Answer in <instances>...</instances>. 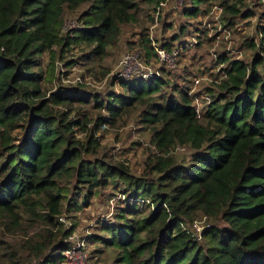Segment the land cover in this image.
Wrapping results in <instances>:
<instances>
[{
	"label": "trees",
	"instance_id": "1",
	"mask_svg": "<svg viewBox=\"0 0 264 264\" xmlns=\"http://www.w3.org/2000/svg\"><path fill=\"white\" fill-rule=\"evenodd\" d=\"M162 1L0 0V264H58L70 244L64 201L87 205L102 188L117 201L116 221H100L105 233L89 241L111 264H264V11L248 0L186 1L189 17L218 3L229 26L259 16L239 45L250 58L220 53L225 65L203 88L211 101L201 116L189 84L164 82L168 69L119 82L125 91L107 100L96 94L94 112L85 84L57 73L50 85L57 56L78 46L101 80L108 72L95 73L96 62L125 40V27L139 29L129 49L155 55L150 12ZM84 5L82 27L64 35L67 13ZM135 107L151 146L140 170L104 143ZM204 215L211 226L200 241L185 223Z\"/></svg>",
	"mask_w": 264,
	"mask_h": 264
},
{
	"label": "rangeland",
	"instance_id": "2",
	"mask_svg": "<svg viewBox=\"0 0 264 264\" xmlns=\"http://www.w3.org/2000/svg\"><path fill=\"white\" fill-rule=\"evenodd\" d=\"M187 0H183L181 3H176V0H170L169 4L162 9L161 14L156 19V12L152 10L150 14L154 15V23L150 26V31L153 34V38L157 44H162L163 41H172L173 35L177 38L174 41L172 47H176L179 44H182L190 39L193 38L199 33V30H205L204 37L200 40L198 44H193L186 49L183 50L181 56L178 58L177 67L174 69H169L170 72L166 73L165 81L166 84L170 85L173 82H177L178 84H189L192 90L203 91V88H206L213 79L218 76V69L225 65L221 63L219 59L220 53L228 52L232 58L243 59L246 60L250 58V51H245L240 48L241 43V36L246 34L247 32L254 33L256 28L259 24V16L256 15L255 17L240 19L239 23L236 26H229L225 21H222L224 25L230 27L232 29L233 34V48L227 51L226 44L221 42L216 48H214V41L213 38L209 37L208 34L212 33L211 29H214V16L209 15L208 11L206 13L200 12L194 17L186 16L183 13V8L186 4ZM256 6L259 12L264 11V7L259 4L256 0H251ZM251 1L248 0L249 6L251 7ZM218 4V3H214ZM213 4V5H214ZM219 5V4H218ZM87 5L82 6L76 12H69L67 13L68 16L72 18H79L81 13L86 9ZM146 17L145 20H147ZM207 19L211 25H204L203 22ZM222 20H223V13H222ZM216 22V20H215ZM156 26L151 31L152 26ZM181 26L183 29L181 30ZM139 31V29H131L130 27H125L123 33V39H125L119 46L113 47L110 49L109 54L107 57L101 61L96 62V66L94 67L97 74L101 73V71H107L108 73L100 79L94 78L90 73L86 71V67L90 62L88 60H84L81 58L84 52L82 49L78 47L70 48L65 51L64 57L60 60L59 55L57 56V68H55V74L53 81L50 82L51 86H55L57 88V73L61 75L60 70L61 68L65 71H68L69 78H74L75 76H82L84 75V79L89 81L92 85H86V88H83L84 94L89 98L90 103L85 104V108L87 111L94 112L93 103L95 100V95L98 94L100 98H104L107 100L109 96L115 93H123L125 90L123 89L121 83L116 82L113 84V80H111V75L117 69L119 60L121 57L126 54L130 53V51H135L139 49L138 47H133L131 49L128 48L126 44V39L131 38L133 31ZM203 34V32H202ZM151 36V34H150ZM171 47V48H172ZM242 49V54L240 55V50ZM212 53H216L217 59L214 58ZM49 54L45 56V64L49 62ZM202 60V61H201ZM62 63L60 65L58 62ZM149 61L153 62V65L157 66L159 62L155 58V55H151ZM215 61H218V65H214ZM66 62H70L69 64H65ZM85 64V65H84ZM192 64V66H190ZM198 67L195 68V66ZM198 68V69H197ZM191 69H194L191 71ZM177 74V75H175ZM67 76V77H68ZM178 76V77H177ZM196 78H201L200 85L197 84L194 80ZM55 79V80H54ZM98 87H97V86ZM171 87H166L167 92ZM204 92V91H203ZM164 94H168L163 92ZM140 108H134L130 114H128L122 121L119 127H113L105 133L104 136V143L109 147H113L114 152L117 154L118 157L123 159H127L135 169L140 170L142 168L143 163L146 157L149 154V135H147L141 129L143 128L142 124H138L136 122V115L139 113ZM96 112V111H95ZM19 133V132H18ZM151 147V146H150ZM185 149L182 148L177 152H185ZM109 192L110 190L107 188H102L96 196L89 200L87 205H84L83 200H80L79 203H75L72 201L70 202L68 199L64 201L63 210L64 215L62 217L66 218L68 221L74 223L75 226L79 227L76 231L79 234L84 233V228L88 226V224L95 219L104 218L102 221H109L115 223V219L111 216L108 217L112 212H114V208L117 205L116 199H109ZM71 198V195L69 196ZM69 206H72L69 209ZM78 207V208H76ZM201 217V216H200ZM198 217V218H200ZM67 228L65 222H63ZM99 224V223H98ZM216 224L220 226H224L225 222L218 220ZM68 229V228H67ZM93 231L95 235H102L105 232L102 230V227L97 225L93 227ZM99 244L94 243L93 241H89L86 247V251L88 253V263L89 264H111L110 261H106L104 255H100L97 252ZM58 264H62L61 261Z\"/></svg>",
	"mask_w": 264,
	"mask_h": 264
},
{
	"label": "built area",
	"instance_id": "3",
	"mask_svg": "<svg viewBox=\"0 0 264 264\" xmlns=\"http://www.w3.org/2000/svg\"><path fill=\"white\" fill-rule=\"evenodd\" d=\"M169 1L170 0H164L160 2L157 7L156 19L161 14L162 9L169 4ZM256 1L264 7V0ZM181 2H183V0H176V3ZM250 5H254L252 1ZM207 13L208 16H214V29H211V32H213V34H208L209 37L213 38L214 48H216L221 42H224L226 44L227 51L230 49H234L232 29L222 23L223 7L218 4H214ZM203 24L209 26L211 25V23L207 19H205ZM155 26L156 24L152 26L151 31H153V28ZM81 27L82 24L76 18L74 19L71 16H67L61 30L64 35L74 36ZM204 32L205 30H199L197 38L195 36L193 40L190 39L189 41L179 44L176 47H172L171 49H168L161 44H157L153 38V34L150 32V39L155 51V58L157 59V62H159V64L157 66L153 65L152 61H149V59L147 60L142 55V52L139 49H136L135 51H130V53H126L121 57L117 69L111 75V80H115L117 82H131L134 79L150 80L162 77L164 69L169 70L177 67L178 58L181 56L183 50L193 44H198L204 37ZM241 51L242 49L240 50V55L242 54ZM212 54L214 58L217 59L216 53ZM58 63L62 65L61 62ZM220 72L221 74L225 73L223 71ZM60 73L62 81L65 83L79 82L85 85H92L89 83V81H86L84 77L80 75L75 76L74 78H69V74L66 75L65 70H63L62 68L60 70ZM194 81L200 85L201 78H196ZM198 87L196 88V90L191 89L190 94L193 98L195 110L197 114L201 116L205 109V105L210 103L211 98L205 92L198 90ZM112 214L113 212L108 217L110 218ZM103 219L104 218H97L95 219V221L90 222L88 226L84 228V233L79 234L78 232H76L79 227L75 226L73 222L68 221L64 217L60 218L62 222L66 223L67 228L71 230V233L68 237V241L70 242V244L61 252L62 264H89L87 260L88 253L86 251V247L90 237L94 234L93 227H96L98 223ZM185 225L186 228L189 229L194 234V236L201 241L203 232L211 226V223L208 217L204 215L200 218H196L195 220H193V222H189L187 224L185 223Z\"/></svg>",
	"mask_w": 264,
	"mask_h": 264
}]
</instances>
